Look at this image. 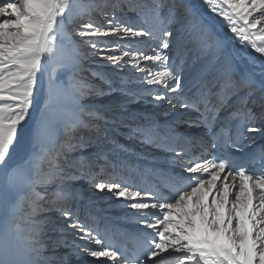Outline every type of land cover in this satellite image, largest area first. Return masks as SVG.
<instances>
[{
  "label": "snow or ice",
  "instance_id": "1",
  "mask_svg": "<svg viewBox=\"0 0 264 264\" xmlns=\"http://www.w3.org/2000/svg\"><path fill=\"white\" fill-rule=\"evenodd\" d=\"M124 3L136 21L117 14L124 11L120 0L87 6L74 0H0V264H21L22 252L46 264V221L38 217L53 211L91 264H264V150L239 154L245 141L264 134V79L237 76L228 62L189 95L184 61L177 63L172 54L176 41L187 33L200 55L213 62L224 55V41L186 0ZM202 4L231 41L264 60V0ZM77 8L78 14L90 17L96 10L104 17L103 23L91 18L81 23L76 35L86 38L89 55L139 73L144 87L132 96L198 114L184 121L200 129L197 135L178 131L181 121L161 123L151 116L143 123L119 121L129 138L172 154L165 168L159 161L148 167L120 156L129 150L99 124L110 118L83 103L103 92L79 75L85 53L66 25ZM66 40L73 45L70 59L64 55ZM85 130L116 144L110 150L115 158L104 151L87 161L70 158L90 144ZM75 172L87 174L99 192L132 210L141 226L133 249L122 246L107 225L81 220L69 209L68 182L77 178ZM105 175L108 179H97Z\"/></svg>",
  "mask_w": 264,
  "mask_h": 264
},
{
  "label": "rangeland",
  "instance_id": "2",
  "mask_svg": "<svg viewBox=\"0 0 264 264\" xmlns=\"http://www.w3.org/2000/svg\"><path fill=\"white\" fill-rule=\"evenodd\" d=\"M84 1L86 0H74L77 5L82 3L84 4ZM120 2L124 7V11L117 14L136 21L137 14L128 10L124 0H120ZM139 2L151 5V0H139ZM186 2L195 7V9L203 15L205 22L210 24L211 31H213V33H215L219 39L224 41L225 51L220 60L213 62L212 57L201 56L198 52L197 44L189 42V39L184 46L180 59L184 61L185 75L199 69L201 66L206 64V73L208 77H206L205 81L211 80L213 77L219 74L220 69L225 63L230 62L235 69L240 71L242 67L244 68L245 64L248 63L244 61H248L249 59L253 58L254 60H251L253 62L251 63L252 65H256L257 63L263 64L260 68H258L257 72L260 76H264L261 74L262 69H264V60L260 61L259 54L251 53L250 50H245L241 48L240 45L231 41L228 36L227 29L223 27L218 21L210 19V16L213 14L207 12L202 4V0H186ZM104 3L105 0H98L97 2L95 1L91 4L103 5ZM78 13L79 9H74V15L71 21H66L67 31L71 34L72 41H75V43L80 47L81 51L85 53V62L88 63V66H85L81 73L85 74L86 76L90 74L89 76L94 77L91 78L90 82L93 83L96 80V82H98L97 86L103 92L102 95L91 94L83 101V103L96 110H99L106 117L110 118L107 122L99 121V124L108 130L109 135L119 145H123L129 150L127 154L120 152V156L131 155L135 163L139 165H147L148 167H156L157 161H159L160 167L165 168L166 165L163 164V161L172 154H166L162 152V150L149 144L142 143L134 138H129L127 135L129 129L119 121L123 120L127 123H132L135 119L143 123L145 117L149 116L157 118L161 123L181 121V123L178 125V131L190 132L193 135H197L200 133V129L190 128L187 123H184V121L198 114L195 112H190L188 109H182L179 107L173 109L168 104H156V110H152L148 114H137L134 118H128L124 114L119 116L113 112V110L106 109L108 106H110L108 102L112 100L111 97H115V94L124 92L129 93L119 83L121 82L119 79L120 74H122L123 71L115 69L114 67L110 66L107 61H104L99 57L89 55L91 50L84 43L86 38L76 35V29L79 27V25L87 21L89 18H91L94 23H103L104 17L101 15V13L99 11L92 10L90 17L86 12L83 15ZM141 26L147 27L148 25L145 24ZM65 48L72 50V43L66 40ZM91 67L95 68L94 73L103 74L105 80L110 83H106L105 80H101L99 77L93 76L91 74ZM239 73L240 72L236 73L237 76H240ZM127 76H130V74H127ZM64 77L65 75L60 74L59 78L64 82ZM262 79H264V77ZM194 85L197 86L196 82ZM194 85L187 88L190 89V91H188L189 95L195 92L196 87H193ZM218 87L219 86H217V88ZM258 95L259 94H257V96ZM235 99L236 97L233 98V100ZM144 103L147 105L150 104V102L146 100ZM249 106L251 107V105ZM255 110L259 111L258 108ZM92 122L97 123V121ZM83 136L86 139L90 138V144L83 147L81 150L70 154V158L80 157L87 161L100 151L107 152L110 159L115 158L110 150L116 149V144L107 143L105 137H99L95 134L91 135V133L87 130L83 132ZM250 142L251 146L264 142V134H256L255 139L251 140ZM97 163L102 164L103 161H97ZM93 171L98 172L99 169L94 167ZM75 175L77 178L75 180L69 181L68 183L69 185L71 183L73 184V187L70 186L69 190L72 192L77 191L78 197L76 198L77 200L73 202V194L70 192L72 195V202L70 201L68 206L70 210L79 213L81 220H88L91 223L92 219L95 218L101 223L102 226L107 225L109 229H123V231L120 232L124 233L140 230L141 226L135 223L134 218L132 217V210H130L124 202L117 200L111 193L99 192L94 187L93 179L87 174L82 175L79 172H75ZM97 179H108V176H98ZM38 218L46 221L45 229L47 233V250L43 253V255L48 258L46 264H91V258L79 255L80 250L75 246L72 230L65 227L64 220L58 212H45L42 213ZM61 242H66L67 247L63 246V243ZM27 254L29 255V258L32 260V262L39 264V262L35 259V254Z\"/></svg>",
  "mask_w": 264,
  "mask_h": 264
},
{
  "label": "bare ground",
  "instance_id": "3",
  "mask_svg": "<svg viewBox=\"0 0 264 264\" xmlns=\"http://www.w3.org/2000/svg\"><path fill=\"white\" fill-rule=\"evenodd\" d=\"M95 1L97 2L98 0H86V1H84L85 2L84 4L82 3V5L87 6V5H89V4H91L92 2H95ZM212 34L214 36H216L215 33H213V31H212ZM189 39H190V37L188 36V34L187 33H183L181 35V37L176 41V44H175L174 48L172 49V54H173V57H174V59L176 60L177 63L180 61L181 55H182V52H183V49H184V46H185V44L187 43V41ZM70 50L65 48V51H64V55L68 59H70L71 57L74 56L73 51L72 50L70 51ZM249 58H251V57H249ZM251 60H254V59L251 58L248 61H244V62H248L250 64L246 63L248 65L245 64V67L244 68L242 67V69L240 71L237 70V69H235V68L234 69H235L236 73L237 72H240L239 73L240 75H243V74H246V73L255 74L254 75L255 76V79H256L257 82H259V81L262 80V78L264 76H260L257 71H258V68H260L261 65H263V64H258L257 63L256 65H252L251 63H253V62ZM260 61H263V60L260 58ZM85 66H88V63H86L85 62V59H84L82 61L81 69L85 68ZM92 67H95V66H92ZM92 67L90 69L92 70L91 74L93 75L95 68H92ZM86 69H88V68H86ZM81 71L79 73V75L81 77H86L89 81H91V78H94L92 76H89L90 74L88 76H86L85 74H82ZM127 74H130V76H127ZM129 77H131L133 80H136L137 82L136 83H132V84H122V79L123 80H127ZM138 77H139V73H135L133 70H131L129 68H125L123 70V73L120 74V78L119 79L121 80V82H119V83L129 93H131V91H133V90L140 89V88H143L144 87V85H142V84H140L138 82ZM206 77H208V76H207V73H206V64H204V66H201L199 69H197V70H195L193 72H190L187 75H185V80L187 82V88H189L192 85H194L195 82H196V84H197L198 81L201 82V83L204 82L205 79H206ZM64 80H65L64 82L67 83V76L66 75L64 77ZM97 83L98 82H96V80H95L92 84L97 85ZM197 87H198V84L196 86V90H197ZM129 93H125L124 92V93L115 94V97L114 96L111 97L112 100L110 102H108L110 106H108L106 109L113 110V112H115L119 116H121L122 114H124L128 118H134L137 114H140V113L141 114H145V113L148 114L152 110H156L157 109L156 108V104L153 103V101H152V99L150 97L145 96L144 99L137 100L136 97H133ZM145 100L146 101H149L150 104L149 105L145 104L146 103V102L144 103ZM93 134L94 133H91V135H93ZM70 186L73 187V184L71 183ZM69 191L71 192V194H73L72 201L75 202V200H77L76 198L78 197L77 196V194H78L77 191H74V192H72L71 190H69ZM109 230L112 233L115 232L117 235H123V233H124V232L119 233L120 231H123V229H109ZM111 230H113V231H111ZM131 230H134V229H131ZM135 232H138V231L135 230L133 233H135ZM127 235H129V234H127ZM121 240H122V242L126 241L125 236H123ZM28 258H29V255L26 252H22L21 257H20L21 264H36V263L32 262V260L30 258L29 259Z\"/></svg>",
  "mask_w": 264,
  "mask_h": 264
}]
</instances>
